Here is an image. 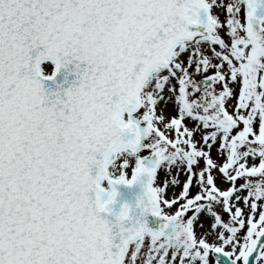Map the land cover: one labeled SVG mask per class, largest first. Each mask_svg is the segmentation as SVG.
<instances>
[{"label":"snow or ice","instance_id":"1","mask_svg":"<svg viewBox=\"0 0 264 264\" xmlns=\"http://www.w3.org/2000/svg\"><path fill=\"white\" fill-rule=\"evenodd\" d=\"M0 264H264V0H0Z\"/></svg>","mask_w":264,"mask_h":264}]
</instances>
